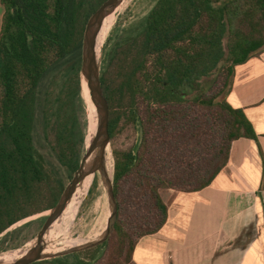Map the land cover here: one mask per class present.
<instances>
[{"label":"trees","instance_id":"obj_1","mask_svg":"<svg viewBox=\"0 0 264 264\" xmlns=\"http://www.w3.org/2000/svg\"><path fill=\"white\" fill-rule=\"evenodd\" d=\"M105 1L2 0L0 235L55 207L65 178L80 167L82 44ZM130 33L105 54L101 72L111 140L127 124L140 135L132 148L113 150L114 232L98 247L33 264H98L113 240L132 262L139 240L167 222L161 191L210 186L233 141L257 140L226 97L235 67L264 52V0H157ZM40 138L58 165L42 152Z\"/></svg>","mask_w":264,"mask_h":264},{"label":"crops","instance_id":"obj_2","mask_svg":"<svg viewBox=\"0 0 264 264\" xmlns=\"http://www.w3.org/2000/svg\"><path fill=\"white\" fill-rule=\"evenodd\" d=\"M5 7L0 0V32ZM227 102L257 140L231 144L213 183L197 192L163 190V228L137 243L132 264H264V52L235 67Z\"/></svg>","mask_w":264,"mask_h":264},{"label":"rangeland","instance_id":"obj_3","mask_svg":"<svg viewBox=\"0 0 264 264\" xmlns=\"http://www.w3.org/2000/svg\"><path fill=\"white\" fill-rule=\"evenodd\" d=\"M156 2L157 0H125L118 10H116L110 31L102 45V66L105 54H108L112 47L124 41V39L131 34L130 30L148 14ZM114 72L115 69H113L111 73L114 74ZM214 78L215 75H212L204 79V83H206L205 90L209 89ZM223 96L222 94L218 100H222L224 98ZM84 101L85 110L81 115V121L85 126L86 150V147L89 145L88 138L92 135V123L95 124L97 129L98 118L96 109L95 113H93L90 96L88 98L84 95ZM139 136L135 128L131 124H127L118 131L114 140H111L110 146L108 147V157L110 158L108 162V175L111 181H113L114 177L115 163L113 150L115 148L121 150L132 148L138 142ZM39 142L43 147L42 152L48 156L49 160H52L58 165V161L52 157L48 141L40 138ZM71 180L72 179L65 178V185L67 186ZM51 209L30 216L9 229V232H12L23 228L18 235L6 241L3 240L6 233L0 235V257H9L10 260L8 262H14L30 250L35 245L36 236L42 228ZM112 210L113 207L108 195L107 186L104 182V176L101 172H98L93 175L90 183H86L85 192L79 194V197L74 196L72 198L67 206L65 214H62L47 231L44 238L45 248L51 249V255H53L64 253L79 245L83 246L101 239L107 229ZM117 215L114 224L117 220ZM113 232L114 225L108 239ZM98 264H132V262L127 258L125 251L121 253L117 241L113 240L105 258Z\"/></svg>","mask_w":264,"mask_h":264},{"label":"water","instance_id":"obj_4","mask_svg":"<svg viewBox=\"0 0 264 264\" xmlns=\"http://www.w3.org/2000/svg\"><path fill=\"white\" fill-rule=\"evenodd\" d=\"M124 1L125 0H106L102 4V6L90 17L85 28L82 44L80 73L82 85L85 81L89 91V96L96 109L98 120L96 132L91 138L89 145L86 147V151L81 160L80 167L75 172L70 183L64 189L56 206L50 210L49 215L47 216L42 228L36 236L35 245L16 261L6 262L0 260V264H33L43 260L59 258L69 254L92 249L102 245L105 241H107L112 231L117 215V203L114 196L113 181L109 179V175L106 169L108 147L111 143V137L109 133V105L104 95L101 83L102 47L100 48L99 52L98 37L104 20L109 15L116 12V10L124 3ZM98 172H101L104 176V182L107 186L108 195L113 207L112 214L103 237H101V239L97 241L90 242L83 246L75 247L64 253L45 255L44 238L47 231L65 212L68 204L72 200L77 189L83 183V181L87 177L93 176ZM9 229L4 233L7 234V232H9Z\"/></svg>","mask_w":264,"mask_h":264},{"label":"bare ground","instance_id":"obj_5","mask_svg":"<svg viewBox=\"0 0 264 264\" xmlns=\"http://www.w3.org/2000/svg\"><path fill=\"white\" fill-rule=\"evenodd\" d=\"M114 14H115V12L113 14L109 15L103 22V25H102V28H101V31H100L99 37H98L99 52H100V48L102 47V45H103V43H104V41H105L109 31H110ZM83 87H84V95L89 98V91H88V88H87V85H86L85 81L83 82ZM91 106H92V109H93V113H95V107H94L93 103H91ZM95 129H96V126H95L94 123H92V135H91V137L95 133ZM91 137L88 138V143L90 142ZM108 155H107V164H106L107 172H108V167H109V163L108 162L110 161L109 160L110 158L108 157ZM112 172H113V163H112ZM92 177L93 176H89L83 181V183L79 186V188L77 189V191H76L74 196H78L79 197V194L85 192V185H86L87 182L90 183L92 181ZM66 210H67V208H66ZM66 210H65V212H66ZM65 212L63 213V215L65 214ZM84 244H86V243H84ZM44 254H51V249L45 248ZM8 258L9 257H6V256L4 258L0 257V260L8 262L10 260V258L9 259Z\"/></svg>","mask_w":264,"mask_h":264}]
</instances>
